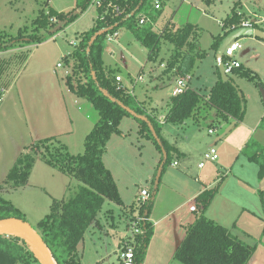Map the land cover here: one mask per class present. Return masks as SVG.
Returning a JSON list of instances; mask_svg holds the SVG:
<instances>
[{"label": "trees", "instance_id": "16d2710c", "mask_svg": "<svg viewBox=\"0 0 264 264\" xmlns=\"http://www.w3.org/2000/svg\"><path fill=\"white\" fill-rule=\"evenodd\" d=\"M106 1H113L119 6L120 11L123 12L122 15L117 16L109 8L106 12V4L103 10L97 9L98 17L94 25L88 32L83 33L80 41L74 46V51L64 58L68 69L65 78L67 88L78 99L91 104L99 115L91 133L85 138V152L77 156L70 155L68 147L56 137L39 140L21 153L0 185V220L17 218L27 222L25 215L7 201L3 193L27 187L37 159H41L46 165L58 169L80 183L79 189L71 197L54 199L49 214L34 228L57 264H81L78 248L91 228H101L98 218L106 202L114 203L127 211L130 220L137 215L148 219L140 225L142 232L133 237L136 264H144L154 232L150 213L155 204L160 181L168 166L172 164L174 155L182 158V154L163 138V125L156 115L147 110L133 90L117 82V70L105 66L104 56L107 52L108 34L123 29L129 30L136 41L148 49V59L154 62L162 58L165 46H169L171 54L166 62L165 73L175 70L176 76L189 75L192 78L199 67L198 63L205 57V54H200L201 57L196 59L193 55L196 50L194 26L186 25L183 30L174 32L169 29L171 22H168L160 29L161 31L154 28V24L163 14L162 0H158L161 4L159 10L154 7L155 0ZM204 1L209 4L217 0ZM92 2L93 0H77L79 13L72 15L68 20L63 18L66 21L64 28L85 14ZM52 15L62 20L63 16L60 14L42 13L30 29L20 30L17 36L10 37L0 33V52L11 51L18 45L25 47L39 44L54 37L61 28L49 29L48 18ZM142 16L150 19L145 26L139 24ZM246 21H250L255 29H263L243 12L242 3H235L231 12L222 20V34L214 39L213 49L218 52L223 39L231 32L241 29ZM24 39H28V44L23 41ZM162 62L164 60H161V64ZM25 63L24 54L18 63L19 67ZM3 65L0 67V97L12 83V81L11 83L6 81L7 72L3 71ZM9 68H6V71ZM232 75L241 79L246 78L264 88V82H261L259 77L249 69L241 67ZM230 76L227 81H223L219 74L218 81L207 95L190 90L184 95L172 97L171 109L165 118V124L184 125L187 120L194 119L197 112L205 107L216 110L220 119L217 127L225 122H242L246 113V104L244 97L240 98V90L234 85ZM129 117L137 120L140 138L155 144L161 154L160 175L156 190L150 193L147 204L140 207L136 202L131 208L123 203L118 184L103 160L110 139L114 134H122L120 124L123 119ZM260 123V128L263 129L264 115ZM241 153L249 161L258 165V179H263L264 147H261L254 139H250ZM219 187L220 185L205 191L196 200L199 215L195 223L187 229L183 242L173 255V259L181 264H248L260 244L257 240L253 243L243 241L229 228L206 217V212L218 193ZM260 197L264 214V192H261ZM0 264H40V262L22 239L17 236L0 235Z\"/></svg>", "mask_w": 264, "mask_h": 264}, {"label": "rangeland", "instance_id": "374dc122", "mask_svg": "<svg viewBox=\"0 0 264 264\" xmlns=\"http://www.w3.org/2000/svg\"><path fill=\"white\" fill-rule=\"evenodd\" d=\"M162 2L163 18L172 19L173 24L179 27L178 30H176L175 25L171 22L169 29L176 32L183 30L186 26V22L197 24L198 27L201 28L199 46L203 51H209L214 38L222 34L220 23L231 12L237 1L217 0L209 4L204 0H162ZM260 2L261 3H252L246 0L245 4L248 3V7L257 10V12L264 17V3L261 0ZM76 8L77 0H0L1 35H8L10 37L17 36L20 30L25 31L27 28L30 29L33 22L37 20L42 13L49 15L54 12L63 16L62 20L54 15L48 18L49 29L56 30L58 27L61 28L60 32L54 37H51L45 42L34 44L33 46L35 47H31V49L28 48V45L25 47H20L18 45L16 51H8L9 53L2 55L0 58V65L5 64L11 66L7 71L6 69L4 70L7 72V76L5 77L6 81L11 83L16 77L15 73H17L20 68L18 63H20L21 56L25 54L26 61L29 62L26 73L21 78V81L17 86H13L12 88L10 101V105L15 109L14 122H18L19 132H22L25 137L24 130L21 128V123L24 119L21 120V117L25 116L32 128L36 123H39L38 128H40V130H47V133H50L54 131L53 127H55L61 119L58 114V110H60V108H58V100L61 96L62 99L63 95L65 96L67 105L69 107L72 105L74 108L72 109V113H70L75 120L73 126L75 125L76 132L71 134L69 138L61 139V142L71 146L69 150L70 155L75 156L85 152V140L82 139V135L86 134V127L90 128L91 126L92 128L90 131H92L96 120L99 118L95 108L86 102H83L85 105H82V111H77L78 109L75 108V106L77 107L78 105L73 103V100L69 97L65 89L64 81L68 69L65 66L64 58L68 57L69 54L74 51V46L80 41L83 33L91 29L98 17L96 8L90 7L78 20L64 28L66 21H64L63 18L68 20L72 15L79 13L78 8ZM23 41L28 44V39H24ZM242 46L243 48L238 53L237 58L244 66L253 67L255 63H262V59V65L264 67V52L262 50L258 51L261 55V59H259L260 55L258 54L256 60L251 62L249 56L242 54V51H245L248 46L245 45L244 42ZM18 48H23L22 51L24 52L18 51ZM169 49L171 48L166 45L161 55L162 58L168 60L171 54ZM211 49L215 56L217 52L213 47ZM111 51L113 52L112 54ZM142 52H144V56ZM148 55V49H145L136 41L132 32L123 29L120 31V36L117 41L108 43L104 61L107 68L110 67L117 70V77H121L123 86L125 85L131 88V86L135 84L138 86L137 89L141 87L147 88V86L150 87L148 93L146 94L145 92L146 100H144L145 96L139 95L140 93L138 92L137 95L142 101H147L149 97L148 103H150L151 98L155 99L158 96H163L166 97L165 102L167 104L169 99H172V95L167 96L169 91H171L169 86L164 90L160 89L158 91H153L151 89V87L156 84H158V86L163 84L166 85V83L170 81L167 79L168 74L164 75V82L159 79L164 70H166V66L165 64L163 66H158L157 63L154 65L151 60L147 61ZM207 55L201 64L199 78H193L191 81V90L193 91H196L193 88L198 85L201 88L204 86L202 89L203 94L211 91L214 87L210 59ZM58 63L63 65V69L57 67ZM126 72H129L130 75H126ZM185 77L174 75L172 76L171 82L175 84L176 80ZM230 77L233 79L234 84L236 82V85H239L238 87L246 99L247 111L243 121L247 124H256L264 110L261 87L246 78L238 80V77L235 75H231ZM139 78L142 79L140 80ZM21 84L22 89H19ZM24 84H31V86L28 85L29 89H25ZM5 93L7 94L8 91ZM5 93L2 95V98L6 95ZM198 93L202 94L200 91H198ZM171 103L172 101L170 100L169 104L171 105ZM76 111L77 115L75 114ZM156 111L159 112V110L154 111L157 115ZM210 123L208 119H205L201 120L200 123L196 122L191 127L193 131V127H195L196 134L202 145L199 149L191 152V155L186 160H181L179 167H175L173 164L168 166L160 182L156 204L152 209L153 214L156 213L157 216L160 217L169 211H173L170 215H174L175 218L178 219L172 220L173 223H179L181 221L188 223L192 218L194 221L195 216H197V214L199 215V209L196 214L189 211L190 199L192 198L191 195L196 187V182L194 183L192 177H212V175L215 174L217 166H224L226 169L231 167L234 174L238 175L242 173L245 175L246 171H241L242 166L244 170L248 165L254 166L247 161V157L242 153L238 157L239 161L236 159L237 157L235 155L231 158L227 155H222L224 154L223 148L227 144L232 148H237L239 144V146H241L240 149H243L244 139L247 137L245 136L247 134V129L245 127L243 128L242 124L238 125L232 132H228L229 128L223 126L217 129V132L211 136L208 133L211 128ZM120 126L128 137L124 139L118 136L119 134L113 135V139H119V143L117 145L113 144V148L107 156V164L112 167L114 166L117 182L120 185V191H122L124 195V200L126 203H131V200L135 199V195L139 194L140 190L144 189V187L148 189L150 187L153 193L156 190L158 185L157 179L160 175L159 167L161 154L158 152L155 144L149 140L146 141L140 138L138 134L139 126L135 119L131 117L125 118ZM211 129H213V126ZM28 131L30 132V128H28ZM186 133L190 134V128H188ZM182 135L183 134H181V136ZM262 137H264V129L257 128L253 139L264 146V138L261 140ZM247 139L248 138H246L245 141ZM37 140L35 141L37 142ZM212 144H215L213 148L217 150L220 157L215 163L209 162L205 169H200L201 154ZM48 169L51 170V168ZM55 169L56 168H54V170ZM57 172L59 175L57 178L59 179L55 180L52 184H50L51 175L45 179L39 172L40 174H38V176H31V180L27 187L9 191L10 193H3V197L7 201H10L12 205L19 208L25 215L27 223L34 228L38 225L39 221L43 220L49 214L54 199L69 198L79 189L80 183L78 181L73 178L71 180L69 176L63 175L60 171ZM246 175V178H249V180L253 178V180H251L252 186L248 183L240 182L236 176L228 172L225 176L226 178L224 177V182L220 184L219 194L213 200L210 213L211 217L215 218L220 223L225 225L231 224L227 221L230 220L227 215H232L234 217L239 211V208L244 204L249 210L243 211L244 214L241 218H238L236 225L244 230H249L252 236L262 239V237H264V227L262 226V221L258 218L260 214H256L254 209H261V205H258L259 202L256 199V197L259 198V196L255 190L256 187L258 189H264V178L259 180L257 177L252 176L254 174L250 172H247ZM218 179V182L216 181L217 178L215 179V186L219 184L221 180L220 176ZM148 192L151 193L150 190H148ZM255 200H257V206L251 204ZM99 218L102 224L106 226V230H109L111 234H115L114 249L118 251L117 253H115V251L111 253L113 264H122L121 260L117 258L119 252V237L131 235L132 224L130 222V217L127 211H124L116 204L106 202L103 211L99 214ZM112 224H115L116 227L112 226ZM257 233H260L261 236ZM95 249L106 251L108 247H103V243H98L95 248L86 251V258L89 257L88 259L90 260L92 255H94ZM78 254L81 258L83 248L78 251ZM151 257H153V260L159 261L160 254H152ZM171 260L173 261L172 258ZM170 264H175V262Z\"/></svg>", "mask_w": 264, "mask_h": 264}, {"label": "crops", "instance_id": "0c3cea01", "mask_svg": "<svg viewBox=\"0 0 264 264\" xmlns=\"http://www.w3.org/2000/svg\"><path fill=\"white\" fill-rule=\"evenodd\" d=\"M156 1H158V0H155L154 2L156 3ZM236 1L237 2H235V3H238V2L242 3L243 12L247 16L251 17L252 21H254L256 25H258L259 27H262L263 30H264V17L260 13H258L257 10H254V9H251L250 7H248L249 6L248 3H246L247 4V6H246V4H245L246 0H236ZM249 1H251L252 3H257V2L261 3L260 0H249ZM255 1H257V2H255ZM261 1L264 3V0H261ZM155 3H154V6H155ZM260 7H261V5H260ZM168 22H172V24H173L172 19L163 18V15H161L159 20L154 24L155 25L154 28L159 31ZM173 25H175V24H173ZM185 25H192V26H194L196 28V33H195V36H196V39H195L196 40L195 41L196 50L193 52V55L197 59L198 57H201L200 54L201 55L205 54V57L208 54L207 56H209V59H210V66H211V72H212L211 74H212V79H213V82H214L213 85L215 86V83L219 79L220 71H219V67L217 66V54H218V52L214 56L213 50L211 49L212 48L211 46L214 43V40H213V42L210 45L209 51H206V50L203 51V49L199 46L201 28H199L198 25L193 23V22H186ZM220 27L222 28V22L220 23ZM178 28L179 27L175 25V29L178 30ZM218 36H221V34L218 35ZM242 39L243 40L239 39L237 41H239L241 46L243 45V42H244L245 45L248 46L245 51H242V54L245 55V56H249V60L251 62L256 60V58L258 57V54L260 55V53L258 52L259 50H262L264 52V39H258V38L254 37V36H252V37H242ZM33 45L34 44L29 45L28 48L31 49V47H35ZM242 48H243V46H242ZM18 49H19L18 51L24 52V51H22L23 48H18ZM12 50L16 51V49H12ZM12 50H11V52H12ZM143 51H146V50H143ZM240 51H238L237 54H236V60L240 63V65H242V67H244L246 69H249L253 73H255L259 77L261 82L262 81L264 82V67L262 65L263 64V60L261 59V55H260L259 59H261L262 63H260V64L255 63L253 65V67H248V66L246 67L237 58V55H238V53ZM6 53H9V52H5V53L4 52H0V58L2 57L3 54H6ZM112 53L113 52L111 51V54ZM142 54L144 56V52H142ZM161 60H164V62H162L163 64H161ZM166 60H167L166 58L165 59L164 58H160V61L158 59L155 62L152 61V63H154V65L157 63L158 66H163L165 64V66H166V62H167ZM147 61H149V59H147ZM203 61H204V59L202 61H200V63H198L199 67H198L195 75L192 78H190L189 86L192 87L191 81H192L193 78H199L201 64H202ZM58 64H60V63H58ZM28 65H29V62H27V61H26L25 64L21 65V67L17 71L16 77L14 78V80H12V83L10 84V86L5 91V92L8 91V93L7 94L5 93L6 95H4L3 98L0 97V185L6 179L8 173L13 168L14 163L16 162L18 157L21 155V153L25 152L27 148L32 146L33 143L36 142L35 140H37V139L38 140H43V139H47V138L56 137V138H58L61 141V139L69 138L71 136V134H74L76 132V127H75V125L73 126V124L75 123V120H74V118L72 117V114H71L72 113V109H74V108L72 107V105H71V107H69L67 105V100H66L64 95H63V99H62V96H61L60 99L58 100V104H59L58 108H60V110H58V114L60 115L61 119L58 121L56 126L53 127L54 131H52L50 133H47V130L46 131L45 130H40V128H38L39 123H36L34 125V127L32 128L30 123L27 121V118L25 116H22L23 118L21 117V120L24 119L25 121L22 120L23 124L21 123V125H22L21 128H22V130H24V134L26 135V137L22 134V132L21 133L19 132L18 122H14V119H13L14 118L15 109H14L13 106L10 105V101H11V94H12L13 86H17L18 83L21 81V78L26 73V69H27ZM1 66L2 65H0V67ZM9 67H10V65H3L2 69L4 71L6 68H9ZM149 68H150V65H149ZM62 69H63V67H62ZM165 71L166 70H164L163 74L159 77V79L162 82H164L165 81L164 80L165 79L164 75L168 74L167 75V79L170 80V81L168 83H166V85L163 84V85L158 86V84H156L153 87H151V89L153 91H158L160 89L164 90V89H166L169 86L171 91H169L167 96L168 95L171 96L172 95V90H173L174 85H175V84H172L173 82H171V80H172V76L175 75L174 74L175 70L174 71H169V72L167 71L166 73H165ZM127 74H129V72H126V75ZM220 76H221V74H220ZM138 77H139V75H138ZM188 77H189V75H188ZM238 80H242V79L238 78ZM176 81H175V83H176ZM28 85L31 86V84H27V85H25L24 88L25 89H29ZM234 85H236V82H235ZM236 86L238 87L239 85H236ZM125 87H127L130 90H133L134 94L137 97H138V95H137L138 92L140 93L139 95L145 96L144 100H146V94L148 93V89L150 88V87L147 86V88L141 87L140 89H137L138 86H136L135 84L133 86H131V88L129 86H125ZM202 87L204 88V86H202ZM203 88H201L198 85L197 87H195L193 89L196 90V91H200L202 93V89ZM19 89H22V84L20 85ZM65 89L67 90V92L69 94V97L73 100V103L78 105L77 107L75 106V108L78 109L77 111H82V109H83L82 105H85V103H83L85 101L78 99L67 88L66 82H65ZM140 90H143V91H140ZM239 90H240V88H239ZM145 92H146V94H145ZM240 92H241V90H240ZM209 93H210V91H208L205 94L207 95ZM205 94L202 93V95H205ZM242 96L244 97V94H242ZM148 99H149V97H148ZM148 99H147V101H142L138 97V100L141 103H143L144 106L147 107V110H149L151 112L153 111L154 115H156L154 113V111L155 110H159V112L156 111L157 112L156 117H157L158 121L161 123V125H163V130H162L163 138L167 141V143H169L172 146H174L180 154H182V158L177 157V155H174V157H173L172 164H174V162H178L179 163L178 167L180 166V161L181 160H186L191 155V152H193L194 150L199 149L201 147V145H202V143L198 139V135L196 134L195 127H193L194 131L191 128L196 122L200 123L201 120L208 119L211 122L210 123V127L212 128V126H213V129H215L216 132H217V129H219V128L223 127V126H225L226 128H231L232 125H233V127L231 129H228V132H232V130H234L238 125L242 124L243 128L245 127L247 129V131H246L247 134L245 136H247L246 138H248L246 141H245L246 138L245 139L243 138L244 139V144H245V145L243 144V146H244L243 149H244L246 144L248 143V141L250 139H253V136L255 135V132H256L257 128H260V124H261L260 122H261V119L263 118V115H264V110H263V112L260 115V118L256 122L257 125L253 124V123H248L247 124L244 121L239 122V123L236 122V121H231L229 123L228 122L222 123V125L220 127H217L218 124H219L220 119H219V116L217 115L216 110L212 109V108H209V107H205V108H202L200 111L197 112V115H196V117L194 119L187 120L186 123H184V125H172V124H168V123L165 124V118H166L167 114L169 113V111L171 109V106L169 104L171 99H169V102L167 104L165 102L166 101L165 100L166 97H163V96H158L155 99L151 98L150 99V103H148ZM256 100H257V98H256ZM244 103L246 104L245 97H244ZM77 111L75 112L76 115H77ZM246 111H247V104H246ZM131 118H133V117H131ZM133 119H135V118H133ZM28 128H30V132L28 131ZM91 128H92L91 126H90V128L86 127V134L82 135V139L85 140L87 135L91 133V131H90ZM188 128H190V134L186 133ZM260 129H262V128H260ZM87 131H89V132H87ZM121 131H122V134H120L118 136H121L122 138L126 139L128 137V135L125 134V132L122 129H121ZM138 134H139V128H138ZM181 134H183V135L181 136ZM209 135L212 136L213 134L209 133ZM113 138H114V136H112V138L110 139V142L108 143L107 152L104 155L103 160H104V164L112 172V174L114 176V179L116 181V184H118L117 177H116L115 170H114V166L112 167V166H109L107 164V156H108V154H110L111 149L113 148V144L117 145L119 143V141H118L119 139L117 140V139H113ZM263 138L264 137H262L261 140H263ZM258 143L260 144L261 147H264L260 142H258ZM64 145L67 146L68 149L70 150L71 146H69L68 144H64ZM214 145L215 144H212L205 152H203L201 154V160H200L199 168H200L201 163H203L202 161H203L204 154L209 149L215 147ZM240 147L241 146H239V144H238L237 148H232L231 146H229L227 144L223 148L224 154H222V155L223 156L227 155L230 158L235 155L237 157V158L236 157L235 158L238 159V157L241 155V151L243 150V149L241 150ZM239 151H240V153H239ZM219 157H220V155H219ZM238 161H239V159H238ZM247 161H249L248 158H247ZM209 162L210 161H207V163H209ZM249 162L251 164H253L254 166H249L248 165L246 167V169L244 170V168L242 166L243 164L241 165L242 166L241 171H244V172L246 171L245 175L242 174V173L238 174L239 176L237 174H234L232 172V170H231L232 169L231 167L226 169V167H224V166H221V167L217 166V168L215 170V174H213L212 177H204V178H202L200 176L199 177H192L191 176L192 180H194V183L196 182L195 183L196 187H195V189H194V191L192 192V195H191L192 198L190 199V201H191L190 207L197 203V201H196L197 198L201 194H203L205 191L212 190V189L216 188L218 185L222 184L224 182V177L228 174V172L230 174L236 176V178L240 182L248 183V184H250L252 186V181L251 180H253V178H250V180H249V178H246L247 177L246 174H247V172L253 173L254 175H252V176L257 177V179H258L259 168H258L257 164H255V163H253L251 161H249ZM212 163H215V162H212ZM206 166H207V164H206ZM206 166L204 168H200V169H205ZM48 168H51V170L48 169ZM57 171H59V170H56V169L54 170V168L46 165L41 159H37L36 162L34 163V169L32 171L31 176L32 177L38 176V174L41 173L43 178L47 179L46 177L51 175L50 184H52L55 180L59 179V178H57L59 176L57 174L58 173ZM63 175H65V174H63ZM219 176H220L221 180H220L219 184H217L215 186L214 182H216V181L218 182ZM248 176H250V175H248ZM216 178H217V180L215 181ZM244 178H246V179H244ZM30 180L31 179H29V181ZM118 187H119V191H120V185L119 184H118ZM145 189L146 190H150L151 194L153 193L150 187H149V189L144 187V189L140 190L139 194L135 195V199L131 200V203H126L125 202L124 195H123L122 191H120V195H121L122 201L125 204V206L128 207V208L129 207L131 208L132 205L136 204L135 201L140 196L141 191L145 190ZM15 190H17V189H15ZM219 191H220V187H219L218 193L212 199V203H213V200L215 199V197L219 194ZM255 191H256V193H258V196H259V198L256 197V199L259 202L258 205H261V209L255 208L254 212L256 214H258V213L260 214V216H258V215L257 216L262 221V226L264 227V214H263V207H262V199L260 197L261 196V192H264V189H258L256 187ZM67 192H68V189H67ZM4 193H6V192H4ZM7 193H10V192H7ZM156 197H157V195H156ZM257 200L253 201L251 204H253V206H257ZM154 202L156 204V198H155ZM212 203H211V205H212ZM211 205L208 208V211L206 212V217L207 218H209L211 220H214L215 222L219 223L220 225H222L225 228H229L230 231L234 235H236L238 238H241L243 241H246V242H249V243H253V241H255V240L260 241V244L258 245L256 251L252 255V258L248 262V264H263L264 263V237H262V239H260L259 237L258 238L254 237V236H252V233H250L249 230H244V229H242V228H240V227H238L236 225L238 218H241L242 215L244 214L243 211H246V210H249V209H247V207L243 204L242 207L239 208V211L235 214L234 217L232 215H227L228 219H230V220H227V221H228V223H231V224L225 225L223 223H220L215 218L211 217V213H210ZM190 207H189V211L191 213H193V214L194 213L196 214V212H193V211L190 210ZM172 212L173 211H169L168 213H165L164 215L159 217V216H157L156 213L153 214V212L151 211V213H150V221H152V223L154 225V232H153V235L151 237V244H150V246H149V248L147 250L146 257L144 259L145 260L144 264H170L172 262H175V264H177V263L181 264L180 262H178L175 259H173V255H174L176 249L178 248V246L183 242V239L186 236V232H187V229L189 228V226L195 223V221H196V219L198 217V214H197V216H195V220L194 221L192 220L193 219L192 218L188 223H184L183 221H181L179 223L178 222H174L173 223L172 220H174V219L178 220V219L175 218L174 215H170ZM98 219H99V222H101L100 218H98ZM172 224H173V226H172ZM112 226L116 227L115 224H112ZM262 231H261V233H262ZM257 234H259V236H261L260 233H257ZM114 236H115L114 233L111 234L109 230H106V226L104 224H102V222H101V228H94V227L91 228L85 234L84 239H83V241L80 244L79 249H78V251H79L80 249L83 248V254H82V257L80 258L81 264H113V261L111 259V253H112V251L113 252L115 251V253H117V251H118V250L114 249V247H115ZM129 238H130V236H128V235L119 237V252H118L117 258H119L120 250L123 248L124 243ZM98 243L99 244L103 243V247H108V250L106 249V251L105 250L99 251V250L95 249L94 255H92L91 259L89 260L88 259L89 257L86 258V251L87 250H91V248H95V246ZM152 254H160L159 261L153 260V257H151ZM171 258L173 259V261L171 260ZM169 259H170V262H169Z\"/></svg>", "mask_w": 264, "mask_h": 264}, {"label": "built area", "instance_id": "2783aa9c", "mask_svg": "<svg viewBox=\"0 0 264 264\" xmlns=\"http://www.w3.org/2000/svg\"><path fill=\"white\" fill-rule=\"evenodd\" d=\"M105 4H106L105 11L107 8H109L112 11H114V13H116L117 16L122 15L123 12L120 11V7L117 6L113 1L105 2V0H93L90 7H95L96 10L97 9L103 10ZM154 7L156 10H159L161 9V4L158 1H156ZM149 21L150 19L148 17L142 16L140 17L139 24L140 26H145V24ZM242 26L252 27V24L250 21H246L242 24ZM119 36H120V31H117L113 34L110 33L107 36V42L108 43L115 42L119 39ZM241 49H242V46L237 40L232 41L226 45V48L223 54V66L228 76L232 75L235 70L240 69L242 67V65H240V63L236 60V54ZM57 67L62 68V64H58ZM139 79L141 80L142 78H139ZM116 80L117 82H121V77H117ZM189 81H190V77L188 76L185 78L178 79L172 90V96L176 97L179 95H184L186 94L187 91H190L192 87L189 86ZM209 133L214 134L216 133V130L210 129ZM218 159H219V155H218L217 150L215 148H211L204 154L203 161H202L203 163H201L200 168H204L207 164V161L216 162ZM178 165H179L178 162H174L173 164V166L175 167H178ZM149 199H150V193L148 192V190H142L140 197L136 200V202L138 206L141 207L147 204ZM190 210L193 212H197L198 211L197 205L196 204L192 205L190 207ZM147 220L148 219H146L145 217L142 218L140 215H137L136 218L130 220L132 224V232H131L130 238L126 240V242L123 245V248L120 250V253H119V259L121 260L122 264H136L133 237L134 235L140 234L142 232L140 229V225L142 224L143 221H147Z\"/></svg>", "mask_w": 264, "mask_h": 264}, {"label": "water", "instance_id": "95a60500", "mask_svg": "<svg viewBox=\"0 0 264 264\" xmlns=\"http://www.w3.org/2000/svg\"><path fill=\"white\" fill-rule=\"evenodd\" d=\"M252 36L258 39H264V30L255 29L254 27L249 26H242L241 29H237L231 32L228 36L223 39L222 43L219 46L220 48L217 54V66L219 67V71L223 81H227L229 79V76L225 72V68L223 66V54L226 45L232 41L242 39V37ZM261 94L264 102L263 87L261 88ZM239 96L241 99L243 98L241 92L239 93ZM0 235L12 237L17 236L22 239L23 242L28 245L29 249L34 254L35 258H37L38 262H40V264H57V262H54L53 257L48 251L46 245L42 242L34 227H32L27 222H24L17 218L0 220Z\"/></svg>", "mask_w": 264, "mask_h": 264}]
</instances>
